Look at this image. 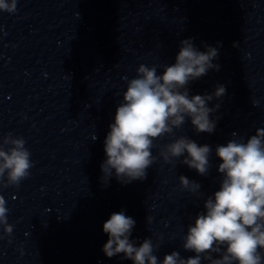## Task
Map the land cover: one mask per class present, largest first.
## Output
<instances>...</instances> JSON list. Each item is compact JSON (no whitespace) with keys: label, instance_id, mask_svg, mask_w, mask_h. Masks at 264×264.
<instances>
[{"label":"water","instance_id":"obj_1","mask_svg":"<svg viewBox=\"0 0 264 264\" xmlns=\"http://www.w3.org/2000/svg\"><path fill=\"white\" fill-rule=\"evenodd\" d=\"M188 38L199 51L219 44V70L188 85L190 96L225 87L208 102L220 105L210 114L215 129L197 133L186 118L154 143L185 135L209 145L208 175L179 159L166 163L153 148L144 180L122 184L113 175L105 185L103 142L126 90L122 78H134L140 64H173ZM257 128H264V0H17L14 14L0 12V138L22 137L32 168L18 186L0 189L13 225L11 236L0 226V264H132L101 250L102 225L120 211L135 220L136 246L159 243L158 260L172 251L194 255L182 243L219 189L215 147L246 142ZM180 175L201 189L181 188Z\"/></svg>","mask_w":264,"mask_h":264},{"label":"clouds","instance_id":"obj_2","mask_svg":"<svg viewBox=\"0 0 264 264\" xmlns=\"http://www.w3.org/2000/svg\"><path fill=\"white\" fill-rule=\"evenodd\" d=\"M16 11L17 0H0V12ZM204 47L205 51H199L193 38L181 40L173 64H140L134 78H122L126 90L103 142L106 159L100 167L105 185L113 175L122 184L144 180L146 170L157 159L153 148L166 163L179 159L198 174L208 175L212 152L209 145H198L185 135L163 145L154 143L165 135L174 136V129L183 126L186 118L197 133L214 131L215 120L210 119V114L220 105L209 107L208 102L219 100L225 87L218 84L210 94L192 96L188 89L191 81L209 70H219V64L213 62L218 57L219 44ZM158 67L162 68L160 74ZM215 155L221 161L217 166L221 174L219 189L204 199L203 212L196 214L183 238L182 248L194 255L184 258L172 251L158 260L154 251L159 243L145 238L136 246V241L129 238L135 220L120 211L112 213L102 225L108 237L101 249L105 256L122 253L132 264H201L202 260L208 264H264V128H257L246 142L231 139L217 145ZM30 157L22 137L9 133L0 138V189L18 186L29 176ZM178 181L189 192L201 189L198 182L183 175L178 176ZM8 212L6 200L0 195V226L4 235L11 236L13 225L7 222ZM151 219L147 216V223Z\"/></svg>","mask_w":264,"mask_h":264}]
</instances>
